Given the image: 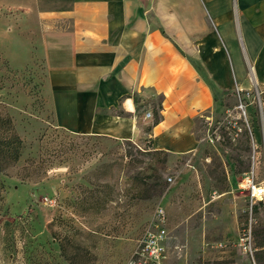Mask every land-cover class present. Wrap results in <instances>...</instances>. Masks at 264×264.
<instances>
[{"label":"rangeland","instance_id":"rangeland-1","mask_svg":"<svg viewBox=\"0 0 264 264\" xmlns=\"http://www.w3.org/2000/svg\"><path fill=\"white\" fill-rule=\"evenodd\" d=\"M6 13L0 143L16 134L20 154L0 171V264H125L159 205L168 217L167 264H261L264 199L252 204L242 181L253 173L264 185V75L197 120L200 147L191 154L78 135L56 125L50 67L25 33L38 20ZM249 232L245 253L240 240Z\"/></svg>","mask_w":264,"mask_h":264},{"label":"crops","instance_id":"crops-1","mask_svg":"<svg viewBox=\"0 0 264 264\" xmlns=\"http://www.w3.org/2000/svg\"><path fill=\"white\" fill-rule=\"evenodd\" d=\"M1 11L38 20L25 33L50 67L56 125L78 135L191 154L197 120L264 75V0H0Z\"/></svg>","mask_w":264,"mask_h":264},{"label":"built area","instance_id":"built-area-1","mask_svg":"<svg viewBox=\"0 0 264 264\" xmlns=\"http://www.w3.org/2000/svg\"><path fill=\"white\" fill-rule=\"evenodd\" d=\"M242 186L247 190L252 204L264 199V185L256 182L253 173L245 175ZM167 225V212L163 206L159 205L137 239L125 264H167L170 237ZM240 246L245 253H252L251 232L246 233L245 237L240 240Z\"/></svg>","mask_w":264,"mask_h":264},{"label":"trees","instance_id":"trees-1","mask_svg":"<svg viewBox=\"0 0 264 264\" xmlns=\"http://www.w3.org/2000/svg\"><path fill=\"white\" fill-rule=\"evenodd\" d=\"M155 122H158L159 121V115H158V112L156 111L155 112ZM14 139L13 141H2L0 143V171L3 170V163H4V160L7 158V156L9 154H11L10 156L14 155V160H18V157H19V151H18V147H17V140H18V137L16 134H14ZM17 141V142H16ZM163 152V151H161ZM4 188V185H3V182L0 183V191L1 189ZM257 232V231H256ZM259 246L261 247L260 250H258L257 252V255H258V261L261 263V264H264V241L263 242H260ZM64 250V254H66V251L65 249ZM72 264L73 261H71Z\"/></svg>","mask_w":264,"mask_h":264}]
</instances>
